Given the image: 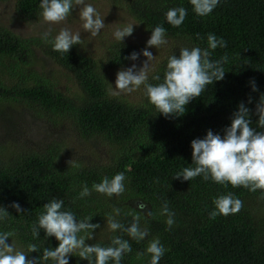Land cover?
I'll return each mask as SVG.
<instances>
[{
	"label": "trees",
	"instance_id": "obj_1",
	"mask_svg": "<svg viewBox=\"0 0 264 264\" xmlns=\"http://www.w3.org/2000/svg\"><path fill=\"white\" fill-rule=\"evenodd\" d=\"M40 2L18 0V16L26 21L36 19L42 11ZM126 7L146 29L162 26L165 36L178 43L158 61L147 83L163 81L168 57H178L180 49L208 48V34L227 42L226 47L209 49L212 61L227 55V62L222 64L224 79L207 85L182 115L165 117L149 102L144 85L140 104L110 91L103 64L110 68L126 64L134 47L114 44L101 59L79 51L75 45L68 53H60L48 42L52 37L47 41L41 35L23 37L0 24V98L35 105L53 124L69 122L82 140L105 142L114 152L103 164L86 163L79 157L62 162L67 145L55 135L37 150L26 144L0 147V207L9 213L0 220V233H13L6 242L26 251L29 244L37 245L39 251L28 253V259L41 256L45 248L54 250L58 247L55 237L45 236L42 229L33 237L32 226L38 224L43 205L56 198L63 200V210L72 211L78 221L92 217L90 223L99 225L94 238L86 240L88 245L107 247L115 236L129 241L132 251L120 264H150L146 248L155 239L165 249L159 264H264V190L252 192L230 184L225 187L202 176L190 181L173 179L183 168L196 166L191 141L204 138L208 130L223 137L241 102L250 109L251 126L264 131L258 128L255 114L264 94V0H219L203 17L195 14L190 0H126ZM179 7L185 8L187 15L179 27H174L167 23L165 14ZM36 47L71 73L79 91H64L35 68ZM157 75L160 80L153 79ZM253 79L257 91H252ZM120 172L125 175L123 194L108 197L92 190L94 183ZM84 185L91 194L80 198ZM228 193L243 202L242 209L210 219L209 213L215 210L213 200ZM165 202L174 213L170 229L165 223L167 216L160 214ZM13 203L23 211L17 212L11 207ZM141 203L146 205L143 211L138 207ZM116 208L119 215L113 211ZM135 215L140 217V228L147 231L144 240L136 241L120 230L112 232L107 226L108 217L113 216L128 227ZM137 253L144 255L137 259ZM69 264L88 261L71 255Z\"/></svg>",
	"mask_w": 264,
	"mask_h": 264
},
{
	"label": "clouds",
	"instance_id": "obj_2",
	"mask_svg": "<svg viewBox=\"0 0 264 264\" xmlns=\"http://www.w3.org/2000/svg\"><path fill=\"white\" fill-rule=\"evenodd\" d=\"M193 11L198 16L209 15L218 5L219 0H190ZM79 6V17L85 32L91 33L95 37L104 28V18H102L91 4H86L85 0H41L39 7L42 9L40 16L47 24H60L66 21L69 14L75 7ZM166 21L174 27H179L185 20L187 11L183 7L172 8L167 11ZM133 25L117 28L113 35L117 41H122L125 37L131 36ZM50 32L42 34V39L48 40ZM166 30L162 26L152 29L151 36L147 40V46L142 50V55L147 59L143 66L136 70L133 64L130 68L117 72L115 88L113 94L132 92L141 85L145 87V95L149 102L157 109L158 113L165 117L170 114L182 115L186 110V105L194 98L200 97L207 85H212L214 81L224 79L225 71L223 63L228 60L227 55L220 60L210 59L211 50L217 47H226L227 42L222 38L217 39L214 34H208V48L200 47L182 48L177 57H168L164 78L156 85L147 83L150 62L155 56L148 51V48H159L167 43L165 38ZM53 46V51L68 53L73 45L81 44L80 33H72L68 28H62L53 40L48 41ZM140 53L133 52L126 59L137 60ZM160 80V76L153 77ZM252 91H257L254 79L250 81ZM251 102V100H249ZM250 109L243 102L238 105V110L233 113L230 126L224 129L223 137L208 130L205 137L191 141L192 163L196 166L185 167L177 172L173 179L190 181L198 176L204 180L211 179L217 184L225 187L230 184L232 187L243 186L249 191L255 192L258 189L264 190V131H257L251 126ZM255 114L258 116L257 126L264 129V94L261 95L256 104ZM70 162V161H69ZM125 175L123 172L115 174L111 179L104 177L100 183H94L92 190L112 197L121 195L125 191ZM91 190L84 185L79 193L80 198L89 196ZM215 210L209 213L210 219H215L218 215L228 216L238 213L243 202L235 198L231 193L220 195L213 200ZM62 199L53 198L43 205L44 211L38 216V224L32 226L33 237H38L40 230L45 232L47 237H55L58 247L54 250L45 248L41 256L28 259V253L38 252L37 245L29 244L27 253L16 250L15 246L6 241L13 235L11 232L0 233V264H44L49 260L54 264H69V257L76 255L82 260H87L88 264H120L123 256L132 251L128 240L115 236L111 239V245L103 247L99 244L88 245L86 240L94 238V230L99 228L98 224L90 223L92 217H85L77 220L75 214L70 210H63ZM17 212H22L18 203L11 205ZM138 207L143 211L146 205L141 203ZM116 215L120 214V209H113ZM161 215L167 216L165 223L171 228L174 224V213H172L167 202L161 208ZM9 213L0 207V220L5 219ZM151 215V213H149ZM140 217L133 216V223L125 227L113 216H109L107 226L112 232L120 230L136 241L144 240L147 231L139 226ZM85 235L81 236L80 233ZM146 253L150 254V264H159L165 253L163 245L159 239L152 240L146 248ZM144 254L137 253V259Z\"/></svg>",
	"mask_w": 264,
	"mask_h": 264
},
{
	"label": "rangeland",
	"instance_id": "obj_3",
	"mask_svg": "<svg viewBox=\"0 0 264 264\" xmlns=\"http://www.w3.org/2000/svg\"><path fill=\"white\" fill-rule=\"evenodd\" d=\"M18 0H1L0 1V24L10 29L12 32L23 37L42 36L45 32H50L49 37H54L62 28H68L72 33H80L81 44L75 45L79 51L90 54L98 59L105 58L109 53V47L114 44H125L135 48L136 53H140L137 60H129L120 67L110 68L103 64L107 69L110 83V91L113 94L115 88L116 74L122 69L130 68L136 65V70L143 66L147 59L142 55V50L147 46V40L151 36L150 30L146 29L142 23L134 18L126 7V0H85L86 4H91L96 8L99 15L104 18L105 26L100 33L93 37L91 33L85 32L82 27V21L79 17V6L75 7L69 14L66 21L60 24H47L42 21L39 15L34 20L21 19L16 11ZM133 25L131 36L125 37L121 42L117 41L113 35L117 28H123ZM167 43L158 49L155 47L148 48L155 59L150 62L148 75L152 72L155 65L167 52L177 45L171 37H166ZM37 68L40 73L47 76L48 80L57 83V86L64 91L70 89L79 91L75 79L66 69L58 65L54 60L44 55L40 48L36 47ZM142 85L135 91L114 94L122 97L132 103L140 104L143 100L141 93ZM53 124L46 115L45 111L35 105H31L20 99L0 98V147L12 146L13 144H26L34 147H42L44 143L52 136L64 141L67 145V152L62 155V162L74 157L82 158L86 163H105L112 159L113 150L107 143L88 142L82 140L74 132L69 122ZM52 131V132H49ZM95 236V234H93ZM88 241V240H87ZM86 242V241H85ZM89 242V241H88ZM86 244H88L86 242ZM16 250L27 251L22 247L13 244Z\"/></svg>",
	"mask_w": 264,
	"mask_h": 264
}]
</instances>
